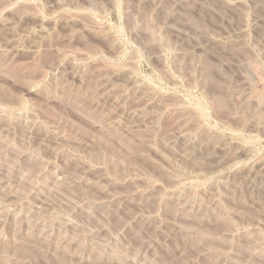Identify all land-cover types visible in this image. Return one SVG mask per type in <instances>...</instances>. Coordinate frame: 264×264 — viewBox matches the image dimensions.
Wrapping results in <instances>:
<instances>
[{
    "label": "rangeland",
    "instance_id": "374dc122",
    "mask_svg": "<svg viewBox=\"0 0 264 264\" xmlns=\"http://www.w3.org/2000/svg\"><path fill=\"white\" fill-rule=\"evenodd\" d=\"M0 264H264V0H0Z\"/></svg>",
    "mask_w": 264,
    "mask_h": 264
}]
</instances>
